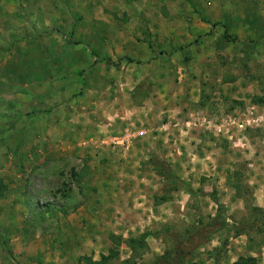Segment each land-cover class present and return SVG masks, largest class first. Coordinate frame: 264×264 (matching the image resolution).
I'll list each match as a JSON object with an SVG mask.
<instances>
[{
    "label": "rangeland",
    "instance_id": "374dc122",
    "mask_svg": "<svg viewBox=\"0 0 264 264\" xmlns=\"http://www.w3.org/2000/svg\"><path fill=\"white\" fill-rule=\"evenodd\" d=\"M1 5L0 233L17 262L264 264V0ZM158 20L188 43H158ZM179 89L183 116L165 101ZM89 102L106 126L59 138ZM166 168L193 193H164Z\"/></svg>",
    "mask_w": 264,
    "mask_h": 264
},
{
    "label": "crops",
    "instance_id": "0c3cea01",
    "mask_svg": "<svg viewBox=\"0 0 264 264\" xmlns=\"http://www.w3.org/2000/svg\"><path fill=\"white\" fill-rule=\"evenodd\" d=\"M14 16L16 17V10L14 11V10H12V8H5L4 5L0 6V21L12 23V22L16 21ZM9 25L11 26V24H9ZM9 25H5V26H9ZM198 27L200 28V30L204 29V31L209 29V28H207L208 26L205 23L202 25H199ZM162 28H163V25L161 24L160 20L154 21L153 26L150 25V31L151 32H149V33L152 34V38H157L158 43L162 42L161 35L165 34L166 32L170 33L169 35L171 38L174 37L173 40H169L170 43L174 44L173 47H176L177 44L180 45V43H188V37L190 35L188 34V27H186V25L183 26L182 28H176V26L175 27L169 26L168 28H166L167 30L162 29ZM192 35H193V27H192ZM152 48L153 47H151V46H148V48H143V50L146 51V57H148L150 54H152L155 57V54L152 52ZM158 51L162 52L161 50H158ZM103 58H111V57L105 56V57H101L100 59L102 60ZM106 64H108V63H106ZM181 91H182V89L181 90L179 89V91L175 92L173 95H171V96L168 95V97H166V99H168V100H165V101H168V105H175L174 107L170 106L169 109H172L173 111L175 109V112L177 111L180 116H183V114H180L181 109L177 110V108L178 107L179 108L185 107L184 105L185 104L187 105L188 103L185 101L184 105L182 104V105L176 106L177 102L182 101L181 99L183 96L180 94ZM91 103L92 102H89L87 104L88 105L87 108L86 107L84 108V106L82 104H79L72 109V112H71V114H72V126L66 128V129L64 128V126H62V132H59V134H58L59 138L66 136V134L67 135L68 134L75 135V133H77V129H80V128L81 129H87L86 127L84 128V125L88 126V129L90 131H92V132L96 131L97 133H98V130H101L102 127L106 126V123L104 122V121H106V119L105 118H97L95 116L97 106H92L93 103L92 104ZM62 113H64V112L62 111ZM155 114L157 115L158 113H155ZM172 114H174V113H172ZM154 115H152V118H150V123L151 124L153 123L151 125L152 128H150V130L155 128L154 123H158L157 120L155 122L153 121L155 118ZM69 116H70V114H69ZM70 118H71V116H70ZM94 118H97V120H94ZM158 118L159 117L157 115V119ZM144 121L146 122L147 120L144 119ZM103 130L101 132H103ZM46 134L50 135V131L48 129L46 130Z\"/></svg>",
    "mask_w": 264,
    "mask_h": 264
},
{
    "label": "trees",
    "instance_id": "16d2710c",
    "mask_svg": "<svg viewBox=\"0 0 264 264\" xmlns=\"http://www.w3.org/2000/svg\"><path fill=\"white\" fill-rule=\"evenodd\" d=\"M223 37L229 40H236V37L231 36L227 30L224 31L223 33ZM126 59L128 61H132L131 58L126 57ZM104 62L108 63V64H119L120 63V59H118L116 62H114L111 58H103L102 59ZM163 175L166 177V179H168L169 183H166L164 186V193H170L171 191L177 190V189H184L189 193H193V190L191 188H189L185 182H183L181 180V178L179 176H177L176 173H174L170 168H166L165 170L162 171ZM1 180V179H0ZM3 189H5V186L0 182V197L3 196ZM113 239V236H111ZM0 239L2 242V246L5 249V251L7 252L8 256L10 257V259L14 262V264H20L19 262H17L15 260V256H14V252L7 240V238L2 235L0 233ZM128 245L132 248V249H136V246L139 247H144V243H145V234H141L139 238H130L128 240ZM105 262V260H107V257L102 256L101 260H94L91 256H86V255H82L79 257L78 261H80L82 264H102V262ZM255 263V258L254 257H242L240 256L235 262L234 264H254Z\"/></svg>",
    "mask_w": 264,
    "mask_h": 264
},
{
    "label": "built area",
    "instance_id": "2783aa9c",
    "mask_svg": "<svg viewBox=\"0 0 264 264\" xmlns=\"http://www.w3.org/2000/svg\"><path fill=\"white\" fill-rule=\"evenodd\" d=\"M130 136H131L130 134L129 135H125L123 137V141L127 142L130 139ZM120 142H122V140H116V143H120Z\"/></svg>",
    "mask_w": 264,
    "mask_h": 264
}]
</instances>
